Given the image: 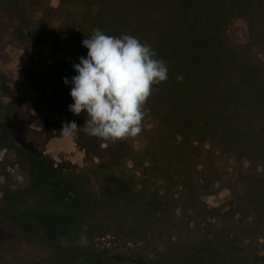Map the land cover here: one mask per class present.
<instances>
[{
    "label": "trees",
    "instance_id": "trees-1",
    "mask_svg": "<svg viewBox=\"0 0 264 264\" xmlns=\"http://www.w3.org/2000/svg\"><path fill=\"white\" fill-rule=\"evenodd\" d=\"M50 1L0 0V34L26 51L34 44L48 49L38 96L49 104L46 117L60 121L47 127L84 124L83 113L69 112L71 85L62 81L76 75L73 65L87 54L82 41L95 29L136 37L168 69L143 105L136 137L104 141L80 132L74 138L84 151L80 170L25 154L32 180L40 170L60 183L94 184L78 195L94 216L79 217L51 243L57 264H264V64L252 55L264 51V0H58L56 8ZM0 96L17 105L38 98L16 94L1 74ZM13 114V105L0 102L3 124H15ZM218 156L253 166L222 170ZM31 182L6 196L0 220L48 243L23 214L33 199L57 200L56 190ZM218 189L232 193L222 214L204 201ZM105 238L108 247L93 243Z\"/></svg>",
    "mask_w": 264,
    "mask_h": 264
},
{
    "label": "rangeland",
    "instance_id": "rangeland-1",
    "mask_svg": "<svg viewBox=\"0 0 264 264\" xmlns=\"http://www.w3.org/2000/svg\"><path fill=\"white\" fill-rule=\"evenodd\" d=\"M48 6L56 8L58 0H51ZM47 52L48 49L42 50L35 44L26 51L9 34L1 33L0 74L4 77V84L18 95L38 96L40 87L47 79L46 71L40 68L39 63ZM252 55L257 64H264V51L254 50ZM26 71L35 77L29 78ZM0 102L4 106L13 105L14 114L10 118L15 122L13 125H5L0 121V204L7 195L28 189L31 181L34 186L46 184L50 191L55 189L58 198L54 201H49L48 197L33 199L23 214L24 220L33 221L41 227L48 243L21 236L15 225L0 220V264H57V255L51 243L68 232L79 217L94 216L78 199L79 193L94 191V184L91 180L86 181L83 187L60 183L40 170L36 171V178L32 180L28 156L26 159L24 157L25 154H30L37 158L41 154L55 166L80 170L85 166L84 151L76 145L74 139L65 138L53 125L46 126V121L53 124L59 123L60 119L55 115L46 117L49 104L45 97L38 96L34 102L17 105L11 99L0 96ZM143 139L141 136L137 137L135 146L142 143ZM217 162L222 170H247L253 166L248 161L222 156H218ZM128 166L131 168V163ZM231 199L232 193L226 189H218L204 197L205 203L217 209L220 214L228 210ZM169 235L170 231H163V237L168 238ZM108 240L109 238L96 239L93 243L99 248L108 247L111 243ZM116 244L112 243L113 246ZM134 247L138 248L127 245L123 249L132 250ZM98 263L99 260H94L86 264ZM68 264L74 263L68 260Z\"/></svg>",
    "mask_w": 264,
    "mask_h": 264
},
{
    "label": "clouds",
    "instance_id": "clouds-1",
    "mask_svg": "<svg viewBox=\"0 0 264 264\" xmlns=\"http://www.w3.org/2000/svg\"><path fill=\"white\" fill-rule=\"evenodd\" d=\"M82 47L87 54L73 65L76 75L62 82L71 85L69 112L83 113L84 124L62 123L60 133L74 139L83 132L104 141L136 137L142 131L143 105L152 86L168 78L165 62L136 37L106 35L100 29L84 39Z\"/></svg>",
    "mask_w": 264,
    "mask_h": 264
}]
</instances>
